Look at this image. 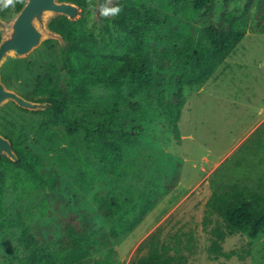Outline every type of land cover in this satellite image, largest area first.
I'll return each instance as SVG.
<instances>
[{"label": "trees", "instance_id": "16d2710c", "mask_svg": "<svg viewBox=\"0 0 264 264\" xmlns=\"http://www.w3.org/2000/svg\"><path fill=\"white\" fill-rule=\"evenodd\" d=\"M72 1L83 7L80 19L59 15L50 22L70 41L69 49H61L59 64L51 61L37 75L31 97L52 102L47 110L34 112L47 113L48 124L63 125L67 137L84 132L86 152L76 156L61 148L54 155V166L48 168L45 156L27 134L11 130L6 135L18 159L0 157V240L16 238L17 245L0 253V264H91L92 251L110 247L113 239L142 222L172 183L163 186L158 179L146 177L148 168L141 169L144 127L138 120L147 118L144 114L156 106L150 98L138 101V97L158 92V110L177 136L185 90L202 87L244 39L254 19L259 20L256 26L264 19V0H120L121 13L102 18L101 24L94 20L88 0ZM24 2L0 4L1 14H15ZM45 42L59 43L56 39ZM96 86L108 90L111 100L78 114L77 107L90 100ZM69 177L80 190L101 184L94 201L98 214L110 222L109 228L96 226L92 214L80 210L83 207L75 212L51 211L48 218L53 223L44 225V221L32 222L35 203H8V190L21 182L33 196L58 191L69 184ZM220 189L207 202L203 219L211 234L210 252L216 258L230 254L223 249L228 236L246 233L256 238L264 232V191L239 182ZM50 226L57 230L55 238L44 232ZM192 239V230L162 237L158 227L141 245L133 264H179L185 257L182 248L192 245Z\"/></svg>", "mask_w": 264, "mask_h": 264}, {"label": "rangeland", "instance_id": "374dc122", "mask_svg": "<svg viewBox=\"0 0 264 264\" xmlns=\"http://www.w3.org/2000/svg\"><path fill=\"white\" fill-rule=\"evenodd\" d=\"M258 21L254 19L244 39L202 87L185 90L177 136L169 120L158 110V92L151 97L145 93L138 97V101L151 99L156 106H151L144 114H148L147 118L138 120L144 127L141 169L150 170L146 175L148 179L154 177L164 183L163 186L172 184L132 231L113 239L110 247L92 251L91 264H133L140 255L141 245L158 227L162 237L193 231V244L187 243L188 248H182L185 257L179 264H264V232L256 238L246 233L228 236L223 249L230 254L216 258L210 252L211 234L203 223L207 202L222 185L239 182L264 191V111H261L264 109V19L256 26ZM62 48L60 42L49 45L44 41L25 56H10L1 68L3 81L24 96L28 94L30 96L26 97L38 100L31 97L36 77L47 70L51 61L59 64ZM110 100L109 91L96 86L90 100L77 107V113L98 109ZM28 110L13 100L3 104L0 131L5 135L11 134V130L27 134L34 148L45 156L48 168L54 166V155L61 148H67L76 156L86 152L84 132L67 137L63 125L46 122L47 113ZM102 176L107 177L104 173ZM68 183L56 192L32 196L31 189L21 182L17 188L8 190V203L24 206L35 203L32 222L44 221V225L53 223L48 218L51 211L75 212L83 207L80 210H88L96 226L102 224L109 228L110 222L98 214L94 201L95 193L102 189L101 184L97 182L93 189L80 190L71 177ZM79 196H83L84 201ZM44 206H47L46 211ZM50 227H45L44 232L55 238L57 230ZM183 238L186 243V236ZM16 245V238L0 240V253H8L10 247Z\"/></svg>", "mask_w": 264, "mask_h": 264}, {"label": "water", "instance_id": "95a60500", "mask_svg": "<svg viewBox=\"0 0 264 264\" xmlns=\"http://www.w3.org/2000/svg\"><path fill=\"white\" fill-rule=\"evenodd\" d=\"M119 1L113 0V5H118ZM104 2L96 0L95 4L94 20L101 24L99 7ZM83 12V7L72 0H25L21 9L9 17L3 16L0 11V107L10 100L29 110H44L52 105L50 101L33 100L8 87L2 79L1 68L10 56H25L48 39H57L67 52L70 41L52 29L50 22L59 15L77 20ZM2 155L18 159L11 139L0 131V157Z\"/></svg>", "mask_w": 264, "mask_h": 264}, {"label": "clouds", "instance_id": "9594fccd", "mask_svg": "<svg viewBox=\"0 0 264 264\" xmlns=\"http://www.w3.org/2000/svg\"><path fill=\"white\" fill-rule=\"evenodd\" d=\"M15 0H0V4L3 7H8L13 5ZM89 8L93 11V14L96 12V7L93 4V0H88ZM122 11V8L118 5H113V0H105V2L100 5L99 7V15L102 18H115L117 17ZM264 111V109H261Z\"/></svg>", "mask_w": 264, "mask_h": 264}]
</instances>
